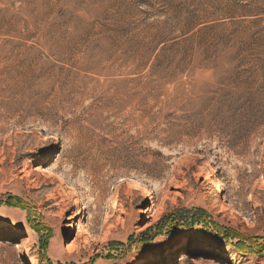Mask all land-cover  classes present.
I'll list each match as a JSON object with an SVG mask.
<instances>
[{
    "label": "rangeland",
    "instance_id": "obj_1",
    "mask_svg": "<svg viewBox=\"0 0 264 264\" xmlns=\"http://www.w3.org/2000/svg\"><path fill=\"white\" fill-rule=\"evenodd\" d=\"M0 84V264H264V0H0Z\"/></svg>",
    "mask_w": 264,
    "mask_h": 264
},
{
    "label": "bare ground",
    "instance_id": "obj_2",
    "mask_svg": "<svg viewBox=\"0 0 264 264\" xmlns=\"http://www.w3.org/2000/svg\"><path fill=\"white\" fill-rule=\"evenodd\" d=\"M2 53V55H3V53H4V51H1ZM13 62L14 61H10V62H8L10 65H13ZM3 64V63H2ZM14 68V67H13ZM1 71H2V69H1ZM13 73V72H12ZM19 73V74H18ZM16 74H18V75H21V76H23L24 78H26V79H33V78H38L39 80H43L44 78L42 77V75L40 74V71H35V70H33V69H31V68H29V67H27V66H24V67H22V68H18V70H17V73ZM7 77L9 78V79H13L12 81H15L14 80V77H15V74L13 73V74H11V73H9V74H7ZM1 85V84H0ZM2 88V87H1ZM14 89V88H13ZM8 91V90H7ZM205 167V166H204ZM202 171H203V173H207V175L210 173V174H212L211 173V169L210 168H202L201 169ZM204 175V174H203ZM202 176V175H201ZM190 180L191 181H194V182H198V177L197 176H191L190 177ZM199 189H201V188H199ZM151 198V197H150ZM154 202V201H153ZM153 209H152V207H147L146 209H143V213L144 214H147V216H146V218H148V219H152V218H154L155 217V213L152 211ZM82 212L81 211H78L77 213H76V216H78L79 214H81ZM246 215H249V214H243V216H246ZM4 224L2 225V224H0V230H3L4 229ZM8 232L9 233H15L16 232V230L15 229H9L8 230Z\"/></svg>",
    "mask_w": 264,
    "mask_h": 264
},
{
    "label": "trees",
    "instance_id": "obj_3",
    "mask_svg": "<svg viewBox=\"0 0 264 264\" xmlns=\"http://www.w3.org/2000/svg\"><path fill=\"white\" fill-rule=\"evenodd\" d=\"M10 201H12V200H10ZM9 204L10 205H13V203H11V202H9ZM198 213H199V215L200 216H202V215H207V212L204 210V209H202V208H199L198 210H196ZM239 234H237V233H233L232 234V237H239L238 236ZM245 239H248V240H251V238H245ZM236 247H238V249L239 250H241V251H246V244L244 243V242H238L237 244H236ZM42 249H43V252L45 253V251L47 250V245H46V243H44V244H42Z\"/></svg>",
    "mask_w": 264,
    "mask_h": 264
}]
</instances>
